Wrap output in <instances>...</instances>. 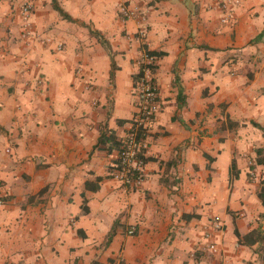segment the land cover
Wrapping results in <instances>:
<instances>
[{
  "label": "crops",
  "instance_id": "crops-1",
  "mask_svg": "<svg viewBox=\"0 0 264 264\" xmlns=\"http://www.w3.org/2000/svg\"><path fill=\"white\" fill-rule=\"evenodd\" d=\"M224 1L0 0V264H264V0ZM140 29L159 111L124 188L97 143L131 127Z\"/></svg>",
  "mask_w": 264,
  "mask_h": 264
},
{
  "label": "built area",
  "instance_id": "built-area-1",
  "mask_svg": "<svg viewBox=\"0 0 264 264\" xmlns=\"http://www.w3.org/2000/svg\"><path fill=\"white\" fill-rule=\"evenodd\" d=\"M218 3H220L221 8L226 7V2L224 0H218ZM121 12L125 18L134 16L133 11L124 8ZM20 13L24 27L23 35L24 37H30L31 33L28 31L27 25L32 13V6L30 4H24L21 7ZM145 36L146 30L140 29L138 31V40L144 47L145 45L143 42ZM155 61L156 58L151 56L145 48L141 50L137 65L138 70L141 69L142 71V77L133 87V96L136 98V111L132 118L133 123H131L129 132H127L123 138L122 147L118 155L119 167L110 172L111 179L124 188H138L143 182L144 163L140 153L141 150L144 149V141L139 138L137 130L142 128L147 131L159 111L155 72H153V66L156 65ZM80 72L81 71L78 69V73ZM0 204H3L1 196ZM213 227L215 230L221 229V225L217 221L213 223ZM126 233L127 235H133L134 228H128ZM205 238L207 240V249L212 253H216V245L208 241V237Z\"/></svg>",
  "mask_w": 264,
  "mask_h": 264
},
{
  "label": "trees",
  "instance_id": "trees-1",
  "mask_svg": "<svg viewBox=\"0 0 264 264\" xmlns=\"http://www.w3.org/2000/svg\"><path fill=\"white\" fill-rule=\"evenodd\" d=\"M53 8H54L57 12H59V14H60L63 18H65V19L71 21L70 17H68L65 13H63V11L57 6L56 2H54V1H53ZM91 34L95 35L96 37L99 36V34H98L97 32H91ZM263 37H264V29H263V31H262V32H261V33H260V34H259L254 40H253V42H258V41H260ZM98 38H99V37H98ZM99 41H101V44H102L105 48L108 49V44H107L103 39H100V38H99ZM142 48H145V47L142 46ZM147 51H148V50H147ZM148 53H149L151 56L155 57L154 53H152V52H150V51H148ZM155 58H156V57H155ZM111 66H112V68H114V63H113L112 61H111ZM155 69H156V65L153 66V72H155ZM112 75H113V74H112V72H111V77H112ZM141 77H142V71H141V69H140V70H138V71L133 75V84H134V86H135V84L137 83V81L140 80ZM180 96H181V92H179V94H178L179 99H180ZM133 116H134V115H133ZM130 122L133 123V120H131ZM251 124H252L253 127L258 128V129L264 131V129L261 128V127H260L259 125H257L256 123H251ZM128 132H129V130H128ZM137 132H138V136H139V138H141V139L144 141V139H145V137H146V129H142V128H140V129L137 130ZM122 143H123V138H122V140H118L113 134H109L107 130L102 129V130H101V133H100V137H99V140H98L97 145H105V146L107 145V149H108V150L115 149V150H117L118 152H120V149H121V147H122ZM140 154H141V157H142V159H143V163H145V162H146V158H144V149L141 150V153H140ZM255 155H256V157H255V159H254V165H253V166H263V167H264V148H257V149L255 150ZM118 167H119V159H116V160L114 161L113 165L109 168V171L111 172L112 170L117 169ZM234 171H235V170H234ZM234 171H233V172H234ZM235 176H236V175H235ZM108 177H110V175H108ZM100 180H101L100 178H97V179H96L97 182H99ZM258 197L260 198L261 203H262V205L264 206V179L261 181V188H260V191H259V193H258ZM1 198H3V197H1ZM82 211H83V213H86V212L88 211V210H87V207H86L85 205H83ZM114 231H115V225L112 227V229H111V231H110V233H109V235H108L107 242L110 241V238L112 237ZM235 234H236V236H237L238 238H240L237 232H235ZM253 234H254V232H251V233H249V235H246L245 237H242V238L248 240V237H249V236H253ZM258 235L260 236V239L264 242V235H261L260 233H258Z\"/></svg>",
  "mask_w": 264,
  "mask_h": 264
}]
</instances>
